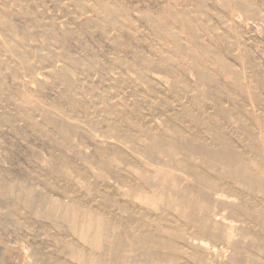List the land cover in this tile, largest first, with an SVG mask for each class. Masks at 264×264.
Instances as JSON below:
<instances>
[{
	"label": "rangeland",
	"instance_id": "1",
	"mask_svg": "<svg viewBox=\"0 0 264 264\" xmlns=\"http://www.w3.org/2000/svg\"><path fill=\"white\" fill-rule=\"evenodd\" d=\"M0 264H264V0H0Z\"/></svg>",
	"mask_w": 264,
	"mask_h": 264
},
{
	"label": "bare ground",
	"instance_id": "2",
	"mask_svg": "<svg viewBox=\"0 0 264 264\" xmlns=\"http://www.w3.org/2000/svg\"><path fill=\"white\" fill-rule=\"evenodd\" d=\"M2 29V28H1ZM66 195V194H65ZM144 199V198H143ZM160 199V198H159ZM90 222V221H89ZM81 226V225H80ZM83 226V225H82ZM76 228V227H75ZM81 229V228H80ZM83 229V228H82ZM89 230V229H88ZM83 232V231H82ZM84 234V233H83ZM88 234H89V232H88ZM88 234H87V236H88ZM99 234V233H98ZM76 235V234H75ZM86 235V234H85ZM97 235V234H96ZM95 236V235H94ZM80 238H81V236H79ZM82 239V238H81ZM84 239V238H83ZM86 239V238H85ZM95 239H97V238H95ZM84 242V241H83ZM83 245V244H82ZM86 245V244H85ZM86 247V246H85ZM60 251V250H59ZM61 253V252H60Z\"/></svg>",
	"mask_w": 264,
	"mask_h": 264
}]
</instances>
